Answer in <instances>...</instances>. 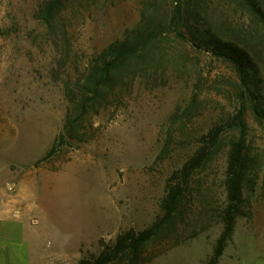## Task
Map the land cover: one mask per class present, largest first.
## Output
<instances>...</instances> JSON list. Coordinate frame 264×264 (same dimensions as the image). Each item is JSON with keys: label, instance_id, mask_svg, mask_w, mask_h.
<instances>
[{"label": "rangeland", "instance_id": "374dc122", "mask_svg": "<svg viewBox=\"0 0 264 264\" xmlns=\"http://www.w3.org/2000/svg\"><path fill=\"white\" fill-rule=\"evenodd\" d=\"M48 1L0 0V264L97 257L119 234L162 219L177 185L178 212L142 264H208L223 228L230 144L240 139L242 206L217 264H264V0L255 13L245 0H199L185 17L201 37L170 33L99 88L101 56L146 9L157 12L148 0H64L47 21ZM239 116L244 134L229 131ZM218 127L219 144L184 179Z\"/></svg>", "mask_w": 264, "mask_h": 264}, {"label": "trees", "instance_id": "16d2710c", "mask_svg": "<svg viewBox=\"0 0 264 264\" xmlns=\"http://www.w3.org/2000/svg\"><path fill=\"white\" fill-rule=\"evenodd\" d=\"M64 0H49L45 5L47 21L51 19L53 13L59 10ZM150 1L151 11L157 12V17L150 14L146 9L142 13V20L139 27L122 42H116L108 47L101 56V66L97 64L93 67V80L95 87L99 88L107 84L116 73L123 67H130L132 64L145 59L149 54V46L154 42H162L170 33H175L181 40L185 39L182 34L184 28L192 36H202L199 29L188 23L185 14L187 11H198L200 7L199 0L191 8L183 7L182 0H170V12H162V0ZM247 7L255 13L259 11L255 0H245ZM150 11V12H151ZM208 38V37H207ZM212 38H208V41ZM209 43V42H208ZM237 69L239 80L243 88L248 90L247 71L239 55L233 60ZM252 113L256 120L262 118L261 112L257 105L251 107ZM241 115V114H240ZM229 125V131H237L244 134L245 124L239 116ZM222 129L215 128L207 135L205 147L201 149L198 155L186 163L182 168L184 179L190 177L194 171L200 168L209 158L212 150L219 144V137ZM230 150L227 159V173L225 180L226 201L225 207L221 213L222 231L217 240L213 251V256L208 264H217L218 259L222 256L223 250L233 231L236 216L241 211L242 196L241 188L244 180V171L246 169L245 143L242 139L230 144ZM184 187L177 185L170 190L163 203L164 217L151 226L139 232H125L119 234L111 245H105L97 257L84 258L77 264H142L144 261V252L146 246L158 238L164 231L165 226L169 224L174 215L178 212V207L183 198Z\"/></svg>", "mask_w": 264, "mask_h": 264}]
</instances>
